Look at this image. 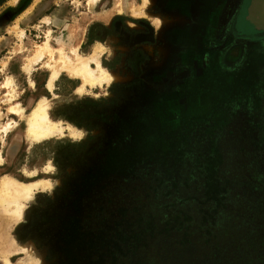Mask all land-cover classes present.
Listing matches in <instances>:
<instances>
[{"label": "rangeland", "instance_id": "rangeland-1", "mask_svg": "<svg viewBox=\"0 0 264 264\" xmlns=\"http://www.w3.org/2000/svg\"><path fill=\"white\" fill-rule=\"evenodd\" d=\"M156 2L145 6V17H135L131 9L139 8L141 0H0V128L9 120L13 124L6 137L0 130V176L53 183L52 190L34 192L23 220L10 229L18 244L31 242L34 248L30 257L17 255L21 252L10 255V264L31 258L41 264H105L107 256L115 263H148L151 255L138 258V247L149 239L160 264H264V63L257 70L259 54H264V0L201 1L202 24L217 3L211 12L217 37L233 15L243 35H235L241 41L230 49L228 61L226 53L218 61L205 46L198 57L208 53L209 66L196 70L186 92H173L188 86L189 79L181 62L170 63L164 57L161 40L173 16L160 9L180 0ZM155 17L161 21L157 44L138 47L150 44ZM90 30L105 41L88 44ZM48 32L49 46L63 47L68 55L72 47L88 55L102 45L101 65L122 81L87 86L78 93L80 80L61 73L49 91L51 72L45 66L52 63L49 57L32 65L29 73L24 70ZM134 50L139 54L132 57ZM248 50L245 62L242 55ZM141 55L145 59L137 63ZM8 77L13 81L8 90L16 93L12 102L5 101L8 90L1 88ZM43 97L49 100L53 121L85 135L30 144L24 138L23 119L10 115L7 108L18 103L26 114ZM67 164L84 170L102 165L106 177L117 175L124 187L136 188L134 197L147 201L144 210H121L113 215L117 220L113 228L90 235L96 232V223L116 211L110 206L83 223L74 221L63 239L64 250L58 252L46 242L37 248L30 238L43 227L37 221L24 225L26 214L35 218L37 196L42 202L53 199L62 179L78 172L64 169ZM33 171L36 174L30 176ZM157 230L174 236L156 237ZM15 233L25 241L19 242ZM208 233L215 235L211 243Z\"/></svg>", "mask_w": 264, "mask_h": 264}, {"label": "bare ground", "instance_id": "bare-ground-1", "mask_svg": "<svg viewBox=\"0 0 264 264\" xmlns=\"http://www.w3.org/2000/svg\"><path fill=\"white\" fill-rule=\"evenodd\" d=\"M153 2L154 0H144L145 5ZM49 36L50 32H48L46 40L42 44L36 46L35 51L27 59V63L24 66V70L29 73L32 65L42 61L45 56L49 57L52 63H45V66L51 72L46 85L49 91L52 92L54 82L61 73H66L80 80L81 85L77 88L78 93L84 92L87 86L95 88L122 81L121 76L105 69L100 64L99 58L103 49L99 45L88 55H81L76 49L71 48V57L62 49H52L49 46ZM12 83V79L8 77L1 88L8 90L11 88ZM5 95V97H7L5 100L6 102L15 100L16 93L13 90H8ZM49 106V100L43 97L38 100L34 107L26 114H24V108L20 107L18 103H11L7 111L10 115L23 119L25 123L24 138L30 144H38L64 136L72 139H80L85 135V132L81 129H77L71 125H63L60 121H53L49 115ZM12 125L13 124L9 120L0 128L5 137L13 128ZM1 162L2 156L0 152V163ZM35 174V171L29 172L30 176ZM52 188L53 183L48 180L40 179L25 183L9 175L0 177V221L2 224L0 229V233L2 234L0 240V259L3 260L4 264H10L9 256L14 253L21 252L28 254L29 257L31 256L33 244L31 242L18 244L16 240L10 236L9 231L12 226L23 220L26 206L32 202L34 192L37 190L48 191L52 190ZM23 264H41V260L31 258L27 263Z\"/></svg>", "mask_w": 264, "mask_h": 264}, {"label": "trees", "instance_id": "trees-1", "mask_svg": "<svg viewBox=\"0 0 264 264\" xmlns=\"http://www.w3.org/2000/svg\"><path fill=\"white\" fill-rule=\"evenodd\" d=\"M18 12L20 11L18 10ZM102 30L105 31L107 29L102 27ZM108 35H110V33ZM95 41L102 42L103 38L93 37L90 30L87 36V43L92 44ZM138 54L139 52L134 51L132 57ZM138 58L137 63H140L143 58L145 59L143 55ZM56 167L58 168V165H56ZM67 167L74 168L78 170V172H74L70 176H66L62 179V185L55 191L53 199L47 198L45 202H42L39 200L40 195L37 196V206L32 208V211H34L36 215L35 218L31 216L30 212L26 214V223L24 225L28 226L37 221L40 225L42 224L43 227L42 230L38 231L40 233L37 237L33 236L30 238L34 240L37 248H40L41 245L45 246L43 242H46L47 245L53 244L54 247L52 246V248H55V250L57 249L58 252L64 250L62 243L63 239L67 233L68 227L74 221H81L83 223L88 218L105 213L110 206H114L116 211H110L109 217L105 216L99 223H96L98 224L97 230L96 232L90 233V235L96 236L95 234L99 235L100 232L106 231L104 228H113V225L117 224V220L114 216L121 210L127 213H132L137 209H140V211H142V209L144 210L147 201L140 199L138 196L134 197L136 188L134 186L124 187L121 182L117 181V175L106 177L102 172L104 169L102 165H99V167H90L86 170L83 169L84 166L79 167L78 165L69 164L63 166L64 169ZM195 226L198 227L195 224L192 225V227ZM85 232L86 230H81L82 234ZM199 234L203 233L199 231ZM208 234L210 238L207 239V241L211 243L215 235H211V233ZM154 235L163 238L174 236L173 233H161L159 230L155 231ZM15 237L19 242H24V239H26L21 238L17 233H15ZM36 239H38L40 243H38ZM148 242L149 243L144 242L138 247V253L140 254L138 258H146L145 256L150 255L151 257L149 261H147L148 263L138 261V264H160L156 259L157 251L151 244V239H149ZM178 254L179 253H174V256L176 257ZM103 260L105 264H130L122 260L119 263H115L112 261V257L109 256L105 257Z\"/></svg>", "mask_w": 264, "mask_h": 264}, {"label": "crops", "instance_id": "crops-1", "mask_svg": "<svg viewBox=\"0 0 264 264\" xmlns=\"http://www.w3.org/2000/svg\"><path fill=\"white\" fill-rule=\"evenodd\" d=\"M141 1H142V3H141V6L139 8H132L131 9V13L135 17H141V16L145 17L147 14L145 15L144 9L148 6H151V5L155 6L157 4V2L156 3L153 2V3H147L145 5L144 0H141ZM171 1L173 2L174 0H171ZM193 4H194V2L192 0H180V2H178V3H171V5L175 6L176 9H175V7L173 8L170 5V3H169V6L166 5V7H163L160 9L161 12L173 16V17H171V19L169 20V22L166 25V26L170 27V29L163 32L162 37H161V40L163 42V45H162L163 52L166 55V56L164 55V57H167L168 60L170 58H173L176 56H179V58L182 59V57H184V56L186 57V54H188L190 52H192V54H193L194 49L196 48L197 44H200L201 48H204L205 46H209V45L213 46V44L215 46L217 44H219V41H217L218 39H216L214 32H213L212 21H211L212 13L209 14L208 26L206 25V26L202 27L203 32L200 33V30H199V32L197 33L199 23H197L196 18L192 17L191 20L193 22L189 25V22H188L190 19L189 13H191L190 7ZM118 12H121V9H118ZM158 20L159 19L157 17H155L154 25L157 28L155 27L154 36L152 37V40H149L150 44H142L141 45V43H138V45H137L138 47L139 46L143 47L144 45L151 47V46L157 44L158 32H160V30H161V21L160 20L158 21ZM103 26L106 27L107 25L104 24ZM198 36H200V37H198ZM104 41L105 40L103 39L102 42L95 41L94 43H103ZM155 41H156V44H155ZM235 44L236 43H233L226 50V55H224V57L227 61L230 60V57L232 56V54L229 53L230 49L233 50L236 48V47H233ZM97 45L102 47V45H100V44H97ZM96 46H94V48ZM59 49L64 50L63 47H60V48L58 47V49H54V50H59ZM102 49H103V51H102L101 55L105 52V48L102 47ZM136 50H140V49H136ZM136 50H134V51H136ZM101 55H100V57H101ZM193 56H194V54H193ZM99 61H100V58H99ZM100 64H101V62H100ZM22 254H26V253H19L17 255H22ZM31 254H33V251ZM17 255H14V256H17ZM26 255H28V254H26Z\"/></svg>", "mask_w": 264, "mask_h": 264}, {"label": "flooded vegetation", "instance_id": "flooded-vegetation-1", "mask_svg": "<svg viewBox=\"0 0 264 264\" xmlns=\"http://www.w3.org/2000/svg\"><path fill=\"white\" fill-rule=\"evenodd\" d=\"M194 2L193 5H191L190 7V12L189 13V16H190V19H189V25L193 22L191 19L192 17L196 18V21L198 24V29H197V33L199 32L200 30V33L203 32L202 31V27L203 26H208V21L205 23V24H202L200 23L199 21V17H200V7L203 5L201 3L202 0H192ZM244 2V1H243ZM198 3V4H196ZM218 3V1H217ZM217 3H215L213 5V8L211 9V11L209 12V14H211V12L213 11V9L216 7ZM198 6V7H197ZM196 8V10H195ZM241 8V7H240ZM192 10H195L197 11V13L192 11ZM238 15V13H236V16ZM234 16L230 19H228V21H226V25H225V28L223 29V32L220 36L217 37V35H215L216 39H218L217 41H219V44H217L216 46L213 44V46L209 45L207 46L208 48L206 49V51H210V52H213L215 54V57L218 59V61L220 60L221 58V54H223L222 52L226 53V50L233 44V43H238L239 41L241 40H236L235 39V35L237 36H240V35H243V34H240L239 33V30L236 29V20H234ZM238 18V17H237ZM248 31V30H247ZM205 33V32H204ZM248 33V32H247ZM208 34V33H207ZM208 36V35H207ZM200 37V36H198ZM229 41H232L230 44ZM244 41V40H242ZM197 44V43H196ZM219 49V50H218ZM250 49V48H249ZM198 51V52H197ZM199 52H205L203 50V48L200 47V44H197L196 48L194 49V56L192 54V52L186 54V57H182L179 58V56H176V57H173V58H170L169 62H174V61H178V62H181V64L183 66H185V73H186V78L189 79V85L186 86L184 89H180V90H174L173 92H186L188 90H190L191 88V85L194 83L195 79H196V70L198 68L200 69H203V70H206L209 66V54L208 53H205L203 54L201 57H198V53ZM248 53H249V50L248 52H244L243 55H242V58L245 56V62L247 61V57H248ZM218 56V57H217ZM259 56L261 57L260 58V63L259 65L257 66V70L258 68L261 66L262 67V64L264 63V54H259ZM221 63V62H220ZM222 64V63H221ZM245 64V63H244ZM222 66V65H221ZM229 65L225 66V67H228ZM244 68V67H243ZM258 79H257V76H256V81H254V84L257 83ZM179 83V82H178Z\"/></svg>", "mask_w": 264, "mask_h": 264}]
</instances>
